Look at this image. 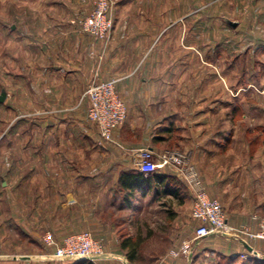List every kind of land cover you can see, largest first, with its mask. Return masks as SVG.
<instances>
[{"label":"crops","instance_id":"obj_1","mask_svg":"<svg viewBox=\"0 0 264 264\" xmlns=\"http://www.w3.org/2000/svg\"><path fill=\"white\" fill-rule=\"evenodd\" d=\"M39 1L40 8L27 10L25 29L12 28L17 31L16 49L18 44L25 47L27 73L14 70L10 88L0 87V96L6 94L0 100V242L9 237L15 242L9 248L16 249L18 226L26 240L32 241L41 226L44 239L60 243L72 233L91 230L105 245L97 264H134V258L141 256L157 258L154 264H264L260 240L211 235L195 241L198 221L192 215L191 188L184 180L181 189L174 186L173 170H159L148 183L135 167L132 153L137 148L156 153L185 150L210 196L222 201L230 222L258 228L253 215L264 214V152L241 143L242 114L251 108L242 105L239 87L233 96L224 91L221 99L207 94L203 85L177 88L183 76L178 73L179 59L185 70H192L195 61L193 41L188 40L193 13L188 5L179 10L178 0H121L112 37L99 59L98 44L82 30L89 11L66 7L63 0ZM179 16L187 20L180 42ZM96 71L103 80L117 79V90L128 107L126 121L115 130L123 146L119 151L102 141L88 119L85 91ZM35 109L47 114L41 123L42 156H35V124L15 116L3 127V110ZM220 116L222 121L217 120ZM103 151L112 156L100 160L93 156ZM84 155L90 159L81 164ZM3 157L9 164L2 165ZM166 187L173 191L163 194ZM157 188L171 199L168 206L173 210L167 222L170 229L159 233V240L167 242L159 250L144 246L148 238L142 229L118 235L106 216L114 208L146 214L150 194ZM185 242L191 243V250L175 255Z\"/></svg>","mask_w":264,"mask_h":264},{"label":"rangeland","instance_id":"obj_2","mask_svg":"<svg viewBox=\"0 0 264 264\" xmlns=\"http://www.w3.org/2000/svg\"><path fill=\"white\" fill-rule=\"evenodd\" d=\"M63 1L66 7L73 6L81 12L90 11L93 6V0ZM40 4L39 0H0L1 88H10V74L14 70L19 73H27L26 50L25 47L20 48L19 44L16 49L14 36L17 31L12 28L14 25H18L21 30H24L27 10L32 9V7L40 8ZM120 4L121 0H117L115 12L117 8H120ZM185 4L188 5L189 11L192 10L193 12L188 19V40L193 41L195 61L192 70H189V68L185 70L183 59L179 57L178 73L183 75L181 78L188 75L190 78L192 76V79L180 78L177 82L178 90L197 89L203 85L204 89L207 90V94L210 91V94L221 96L225 91L226 94L233 96L234 89L239 87L242 105L251 108V110L248 109L244 112L246 115L242 114L241 143L243 146L244 144L247 146L253 144L255 148H262L261 150L264 152V0H178L179 10L181 8L185 9ZM225 18L239 21L238 26L231 28L225 22ZM178 19L177 40L180 42L185 38V23H187V20L181 16ZM180 54H182L181 50H179ZM217 56L220 57V61L216 60ZM213 76L215 79L212 78ZM221 76H224V80ZM218 77L220 79L217 80ZM204 79H208V82ZM15 116H19L18 120L27 119L35 124V156H42L41 123L45 120L47 114L36 111V109L32 113L6 112V110H3V127H5L6 122L11 121ZM224 116L226 119H230L231 114L226 113ZM222 119V116H220L217 120L222 121ZM116 147L119 148L118 151L121 148ZM113 153V156H120L116 152ZM93 156H99L100 160L103 159V156L112 155H107L103 151ZM6 158L8 157L2 158L3 166L6 163L9 164V162H6ZM89 159V155H84L81 158V164L88 162ZM245 162L247 161L242 163ZM36 163L39 164L41 161H35V167ZM55 167L56 165L51 169ZM149 200L151 206L147 208L144 215H137V213H134L135 210L114 208L108 210L106 216H108V222L113 224L116 230H119L118 235H127L131 231L133 234H137L138 230L142 229L148 238L144 246L153 245L159 250L167 243L166 240H159V233L168 231L171 227L167 224L168 218L173 213L171 205L168 206L171 199L158 194L155 196L152 193ZM158 201L165 203L163 205H166L168 209H161V205L158 206ZM17 229L16 249L15 247L9 248L10 243H15L13 240L9 241V237L0 242V263L6 264L10 260H15L18 264H25L24 262L27 260V264H76L80 261V259H56L54 257L55 248L46 244L41 226L35 230L32 241L25 239L20 226ZM25 246L29 251L26 255L24 254ZM134 259V264H154L157 258L141 256Z\"/></svg>","mask_w":264,"mask_h":264},{"label":"built area","instance_id":"obj_3","mask_svg":"<svg viewBox=\"0 0 264 264\" xmlns=\"http://www.w3.org/2000/svg\"><path fill=\"white\" fill-rule=\"evenodd\" d=\"M117 0H93L92 9L82 20V30L89 34L100 49L99 59L112 37L115 24V6ZM85 97L88 100V119L93 122L105 144L123 147L115 138V130L127 119L126 101L117 90V79L103 80L96 71L90 78ZM135 167L144 173L155 172L169 167L191 188L193 193L192 215L198 224L194 240L201 241L211 235L229 238H249L264 242V214H254L258 224L251 230L247 224L234 225L219 198L210 196L197 166L189 152L169 149L156 153L148 147L137 148L132 153ZM48 246L54 247V257L60 260H88L97 264L105 255V245L91 230L68 235L62 243L52 238L45 239ZM191 243L185 242L174 254H187Z\"/></svg>","mask_w":264,"mask_h":264},{"label":"trees","instance_id":"obj_4","mask_svg":"<svg viewBox=\"0 0 264 264\" xmlns=\"http://www.w3.org/2000/svg\"><path fill=\"white\" fill-rule=\"evenodd\" d=\"M165 169H167V170H168V169H169V170H172V169H170L169 167L164 168V169H162V170H165ZM157 172H158V171H155V172H149V173L141 172L140 177L148 182V181L151 180V178H152L153 175H156V174H157ZM171 178H173L174 180H177L176 184H173L174 186L178 187L179 189H181V188L184 186V183H185V182L180 178V176H178V175L175 174L174 172L172 173ZM148 183H150V182H148ZM169 191H173V190L170 189L169 187H166V188H164L163 192H162V191H161V192H162L163 194H166V195H167L168 193H170ZM172 193H173V192H172ZM154 194H155V196H156V194L160 195V190L157 188V189L155 190ZM58 243H60V242H58ZM130 259H132V257H131ZM76 264H95V263L83 259V260H80L79 262H76Z\"/></svg>","mask_w":264,"mask_h":264},{"label":"water","instance_id":"obj_5","mask_svg":"<svg viewBox=\"0 0 264 264\" xmlns=\"http://www.w3.org/2000/svg\"><path fill=\"white\" fill-rule=\"evenodd\" d=\"M224 20L226 21V23H228L232 27H236L239 24V21H237V20H232L229 18H225ZM5 98H6L5 93L0 96V100H4Z\"/></svg>","mask_w":264,"mask_h":264}]
</instances>
